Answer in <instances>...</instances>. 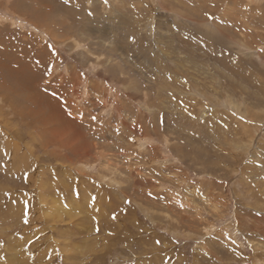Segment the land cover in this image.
Listing matches in <instances>:
<instances>
[{"label":"rangeland","instance_id":"1","mask_svg":"<svg viewBox=\"0 0 264 264\" xmlns=\"http://www.w3.org/2000/svg\"><path fill=\"white\" fill-rule=\"evenodd\" d=\"M0 264H264V0H0Z\"/></svg>","mask_w":264,"mask_h":264},{"label":"bare ground","instance_id":"2","mask_svg":"<svg viewBox=\"0 0 264 264\" xmlns=\"http://www.w3.org/2000/svg\"><path fill=\"white\" fill-rule=\"evenodd\" d=\"M48 14V13H47ZM24 65V64H23ZM27 65V64H26ZM43 120H45V119H43ZM82 202V201H81ZM64 208V207H63ZM66 208V207H65ZM59 216V215H58ZM72 216V215H71ZM58 218V217H57ZM60 218V217H59Z\"/></svg>","mask_w":264,"mask_h":264},{"label":"snow or ice","instance_id":"3","mask_svg":"<svg viewBox=\"0 0 264 264\" xmlns=\"http://www.w3.org/2000/svg\"><path fill=\"white\" fill-rule=\"evenodd\" d=\"M94 119V118H93Z\"/></svg>","mask_w":264,"mask_h":264}]
</instances>
